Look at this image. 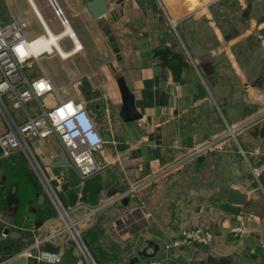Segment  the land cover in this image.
Returning a JSON list of instances; mask_svg holds the SVG:
<instances>
[{
	"label": "crops",
	"instance_id": "1",
	"mask_svg": "<svg viewBox=\"0 0 264 264\" xmlns=\"http://www.w3.org/2000/svg\"><path fill=\"white\" fill-rule=\"evenodd\" d=\"M19 4L30 40L54 32L43 0H0V22L20 19ZM106 6L103 16L87 6L75 18L82 47L74 53L83 56L73 68L57 61L56 51L31 61L33 72L52 80L51 93L24 108L3 95L0 135L61 101L84 104L106 141L98 152L110 160L103 171L81 179L57 135L31 148L47 176H63L54 186L74 218L79 205L103 206L93 224L80 223L98 264H148L152 257L165 264H264V0H106ZM120 78L142 114L139 128L120 116ZM238 124L245 127L237 141L222 138ZM209 140L216 142L212 150L187 158ZM168 167L171 182L183 177L180 169L187 175L183 189L171 190L167 210L149 188L162 175L153 174ZM233 189L243 201L230 200ZM55 218L26 154L0 148V264L19 256L26 264H87L67 232L35 247L61 228ZM38 249L59 250L61 259L27 254Z\"/></svg>",
	"mask_w": 264,
	"mask_h": 264
},
{
	"label": "built area",
	"instance_id": "2",
	"mask_svg": "<svg viewBox=\"0 0 264 264\" xmlns=\"http://www.w3.org/2000/svg\"><path fill=\"white\" fill-rule=\"evenodd\" d=\"M48 2L62 26L70 24L58 1L48 0ZM26 27L27 23L23 19L0 22L1 109H5L3 95L11 97L17 107L24 108L28 101L54 90L53 82L46 74L31 70V61L38 58L41 53L34 52L32 40L26 33ZM244 125H228L222 138L237 141ZM50 135H57L60 138L66 156L83 180L100 173L110 163V160H103L98 156L99 150L106 142L104 137L97 129L84 104L72 99L61 101L50 108H44L40 113L28 116L23 123L15 125L9 132L0 135V148L4 154H9L15 148H20L26 154L56 210L55 220L62 224L58 231L48 234L37 242L35 247L39 248L41 243L54 239L61 232H67V239L75 244L86 263L98 264L84 240V229L80 223L93 224L103 206L79 205L78 208L82 209V213L78 218L73 217L72 210L62 202L52 182L55 179L60 183L63 176L54 178L47 176L32 152V143ZM215 145L214 140L199 144L188 151L187 158L207 153ZM50 157L53 158L54 155ZM167 169L170 168H164L153 175L156 176ZM136 189L137 186L132 188L133 191ZM27 254L36 257L39 261L51 263H57L61 259L59 250L38 249L35 254L28 250ZM148 264H165V262L158 257H152Z\"/></svg>",
	"mask_w": 264,
	"mask_h": 264
},
{
	"label": "rangeland",
	"instance_id": "3",
	"mask_svg": "<svg viewBox=\"0 0 264 264\" xmlns=\"http://www.w3.org/2000/svg\"><path fill=\"white\" fill-rule=\"evenodd\" d=\"M57 1L60 4V6L62 7L67 18L69 19L70 25L72 26V28H74L75 18L79 19V16L82 14L81 11L85 12L86 9H88L86 5H83V6H77L74 4L65 5L61 0H57ZM43 2L46 6V7L44 6L46 8L45 10H47V12H48L47 15L49 16V14H50V17L52 19V23H53L52 29H54V32H56V33L59 31H62L64 27L62 26V24L60 23L58 18L54 15V13L52 11V7L50 5H48V3H49L48 0H43ZM18 8H19L18 17L21 19L24 16V15H22L23 7L21 6V4H19ZM82 16H84V15L82 14ZM28 23H29V21H28ZM87 23L90 25L89 22H87ZM61 41H62L61 45L65 50H70V49H72V47H74L73 44L75 45V42L72 40V38H70L68 36L62 38ZM81 47H82V44H81ZM87 48L90 51L91 46L88 45ZM52 55H55L54 58H56L57 61L64 63V66H66L68 70L70 68L74 67V65H75L74 61L77 59L76 56H80V55L83 56L82 51L74 53L73 55H71L67 58L60 57L56 52L52 53ZM97 55L101 56V54H98V53L96 54V56ZM103 57H105V54L103 55ZM80 64L81 63H79L78 67H80V70H81ZM82 68L85 69V66H83ZM171 171H172V169L164 170L162 173H160V174H162L160 177L159 176L154 177V178H156V181H153L154 183L151 184L150 185L151 188H149V190L152 191V195L154 193H157L159 195V201H160L159 203H161V204L166 203L167 204V210H168V202L170 201L169 197H170L171 190L175 191L176 189H183L185 187L184 182H183V180H184L183 177H185L187 175V169L186 168L180 169L178 172L181 173L183 177H181L178 181L173 179V181L171 182L170 181L171 180L170 174H172ZM178 172H176V173H178ZM181 182H183V183H181ZM152 204L154 205V201L152 202ZM177 209L179 210V208H177ZM83 237H84V231H83Z\"/></svg>",
	"mask_w": 264,
	"mask_h": 264
},
{
	"label": "water",
	"instance_id": "4",
	"mask_svg": "<svg viewBox=\"0 0 264 264\" xmlns=\"http://www.w3.org/2000/svg\"><path fill=\"white\" fill-rule=\"evenodd\" d=\"M87 6L95 17L103 16L108 11V8L106 6V0H91L88 2ZM119 88L122 94V106L120 109V116L125 122L132 123L136 128H139V120L142 117V114L137 110L133 94L131 93L129 87L127 86L123 78L119 79ZM162 88L169 90V86H167V84H162ZM138 133L140 132L138 131ZM52 182L54 185L56 184L55 180H53ZM244 198L245 195L242 194L240 190H232L230 197L231 201L240 202L243 201ZM8 264H26V257H16L12 259Z\"/></svg>",
	"mask_w": 264,
	"mask_h": 264
},
{
	"label": "bare ground",
	"instance_id": "5",
	"mask_svg": "<svg viewBox=\"0 0 264 264\" xmlns=\"http://www.w3.org/2000/svg\"><path fill=\"white\" fill-rule=\"evenodd\" d=\"M66 36L72 38V40L75 42V45L71 50L63 49L59 43V40ZM32 48L37 54L56 51L61 57L67 58L76 50H78V48H81V43L78 40V37L75 34L72 26L67 24L59 33H54L48 29L47 35L43 36L41 34V36H37L36 38L32 39Z\"/></svg>",
	"mask_w": 264,
	"mask_h": 264
}]
</instances>
